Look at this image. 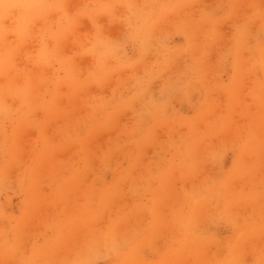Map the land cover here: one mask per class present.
<instances>
[{
    "label": "rangeland",
    "instance_id": "1",
    "mask_svg": "<svg viewBox=\"0 0 264 264\" xmlns=\"http://www.w3.org/2000/svg\"><path fill=\"white\" fill-rule=\"evenodd\" d=\"M0 264H264V0H0Z\"/></svg>",
    "mask_w": 264,
    "mask_h": 264
},
{
    "label": "bare ground",
    "instance_id": "2",
    "mask_svg": "<svg viewBox=\"0 0 264 264\" xmlns=\"http://www.w3.org/2000/svg\"><path fill=\"white\" fill-rule=\"evenodd\" d=\"M185 121V120H184ZM87 128V127H86ZM191 128V127H190ZM132 156V155H131ZM132 158H133V156H132ZM135 160H136V158H135ZM187 162V161H186ZM133 164V163H132ZM128 168H130V167H128ZM159 173V172H158ZM221 182V181H220ZM249 192H250V190H249ZM248 193V192H247ZM159 199H160V197H159ZM161 200V199H160ZM160 203V202H159ZM153 205V204H152ZM155 206V205H154ZM191 207V206H190ZM258 260V259H257Z\"/></svg>",
    "mask_w": 264,
    "mask_h": 264
}]
</instances>
